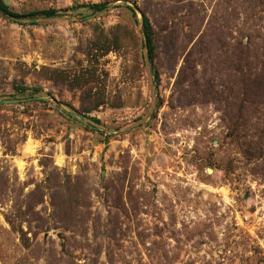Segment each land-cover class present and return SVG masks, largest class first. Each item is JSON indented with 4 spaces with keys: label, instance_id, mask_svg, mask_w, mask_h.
<instances>
[{
    "label": "rangeland",
    "instance_id": "1",
    "mask_svg": "<svg viewBox=\"0 0 264 264\" xmlns=\"http://www.w3.org/2000/svg\"><path fill=\"white\" fill-rule=\"evenodd\" d=\"M1 1L0 264H264V0Z\"/></svg>",
    "mask_w": 264,
    "mask_h": 264
},
{
    "label": "trees",
    "instance_id": "2",
    "mask_svg": "<svg viewBox=\"0 0 264 264\" xmlns=\"http://www.w3.org/2000/svg\"><path fill=\"white\" fill-rule=\"evenodd\" d=\"M79 7H86V6H77L74 7V9H78ZM91 8L94 12L101 11L105 9V4H97L92 5ZM75 9V10H76ZM0 12L4 17L7 19H11L13 21L21 22L24 19H33L38 17H46V18H54L59 15V12L55 9H46L42 11L37 12H30V13H16L13 10H11L3 1L0 0ZM143 33L145 36V46L149 52V55L151 56L152 61V53H153V47H152V33L149 21L145 18L143 22ZM238 50V62L236 64V67H241L243 65V68H246L250 72V76L247 79V82L240 83V87L238 88L242 94L246 95L248 98L256 99L258 97L264 96V47L263 51L260 50V57H257L259 62H247L242 64V62H245L247 59L251 58V52H253V47L251 45H244L243 43H240L237 47ZM245 55V58H244ZM246 64V65H245ZM259 69V73H256L255 68ZM254 71V72H253ZM17 90L20 91H28L27 88L20 86L16 87Z\"/></svg>",
    "mask_w": 264,
    "mask_h": 264
}]
</instances>
